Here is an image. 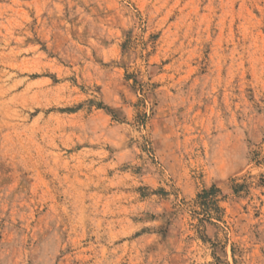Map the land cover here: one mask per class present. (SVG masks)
I'll return each instance as SVG.
<instances>
[{
	"label": "rangeland",
	"instance_id": "374dc122",
	"mask_svg": "<svg viewBox=\"0 0 264 264\" xmlns=\"http://www.w3.org/2000/svg\"><path fill=\"white\" fill-rule=\"evenodd\" d=\"M263 176L264 0H0V264H264Z\"/></svg>",
	"mask_w": 264,
	"mask_h": 264
},
{
	"label": "trees",
	"instance_id": "16d2710c",
	"mask_svg": "<svg viewBox=\"0 0 264 264\" xmlns=\"http://www.w3.org/2000/svg\"><path fill=\"white\" fill-rule=\"evenodd\" d=\"M263 180H264V176H263ZM217 190L215 187L209 189V190H205L203 191V193L201 195H199V199H201L204 203V206H208L209 202L211 203L210 199L214 198L217 194Z\"/></svg>",
	"mask_w": 264,
	"mask_h": 264
}]
</instances>
